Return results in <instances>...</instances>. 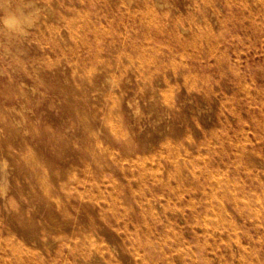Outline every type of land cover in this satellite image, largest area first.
Instances as JSON below:
<instances>
[{"label": "rangeland", "instance_id": "obj_1", "mask_svg": "<svg viewBox=\"0 0 264 264\" xmlns=\"http://www.w3.org/2000/svg\"><path fill=\"white\" fill-rule=\"evenodd\" d=\"M0 264H264V0H0Z\"/></svg>", "mask_w": 264, "mask_h": 264}, {"label": "clouds", "instance_id": "obj_2", "mask_svg": "<svg viewBox=\"0 0 264 264\" xmlns=\"http://www.w3.org/2000/svg\"><path fill=\"white\" fill-rule=\"evenodd\" d=\"M35 16L34 11H27L25 7L5 6L3 23L8 34L16 36L25 32L26 27L33 23Z\"/></svg>", "mask_w": 264, "mask_h": 264}, {"label": "bare ground", "instance_id": "obj_3", "mask_svg": "<svg viewBox=\"0 0 264 264\" xmlns=\"http://www.w3.org/2000/svg\"><path fill=\"white\" fill-rule=\"evenodd\" d=\"M156 215V214H155ZM222 218V217H221ZM208 232V231H207ZM210 233V232H209ZM216 248V247H215Z\"/></svg>", "mask_w": 264, "mask_h": 264}]
</instances>
